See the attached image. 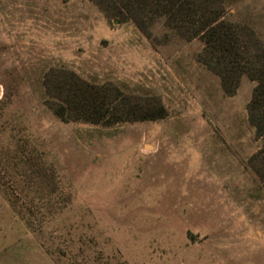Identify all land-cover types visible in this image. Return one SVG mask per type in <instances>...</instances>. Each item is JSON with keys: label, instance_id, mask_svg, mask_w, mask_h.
Here are the masks:
<instances>
[{"label": "rangeland", "instance_id": "374dc122", "mask_svg": "<svg viewBox=\"0 0 264 264\" xmlns=\"http://www.w3.org/2000/svg\"><path fill=\"white\" fill-rule=\"evenodd\" d=\"M221 1L264 39V0ZM202 46L90 0H0V264H264L255 83L224 94ZM58 68L167 114L64 123L42 84Z\"/></svg>", "mask_w": 264, "mask_h": 264}, {"label": "trees", "instance_id": "16d2710c", "mask_svg": "<svg viewBox=\"0 0 264 264\" xmlns=\"http://www.w3.org/2000/svg\"><path fill=\"white\" fill-rule=\"evenodd\" d=\"M108 14L148 29L156 20L187 40L202 42L197 61L219 78L224 94L235 93L240 78L254 82L246 106L256 139L264 137V39L247 25L226 19L221 0H90ZM45 104L62 122L113 126L164 118L166 109L143 102L112 82L91 83L72 70L52 69L43 78ZM264 187V141L247 160Z\"/></svg>", "mask_w": 264, "mask_h": 264}]
</instances>
